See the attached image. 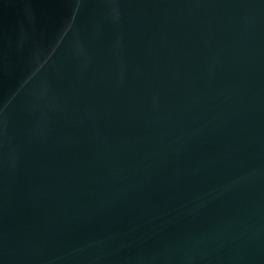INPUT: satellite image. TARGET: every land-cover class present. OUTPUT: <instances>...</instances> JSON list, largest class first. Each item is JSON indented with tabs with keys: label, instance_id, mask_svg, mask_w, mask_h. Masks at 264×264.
I'll list each match as a JSON object with an SVG mask.
<instances>
[{
	"label": "water",
	"instance_id": "water-1",
	"mask_svg": "<svg viewBox=\"0 0 264 264\" xmlns=\"http://www.w3.org/2000/svg\"><path fill=\"white\" fill-rule=\"evenodd\" d=\"M0 264H264V0H0Z\"/></svg>",
	"mask_w": 264,
	"mask_h": 264
}]
</instances>
